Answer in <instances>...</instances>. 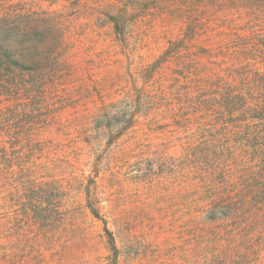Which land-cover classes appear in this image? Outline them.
Returning a JSON list of instances; mask_svg holds the SVG:
<instances>
[{"label":"rangeland","instance_id":"obj_1","mask_svg":"<svg viewBox=\"0 0 264 264\" xmlns=\"http://www.w3.org/2000/svg\"><path fill=\"white\" fill-rule=\"evenodd\" d=\"M0 264H264V0H0Z\"/></svg>","mask_w":264,"mask_h":264},{"label":"trees","instance_id":"obj_2","mask_svg":"<svg viewBox=\"0 0 264 264\" xmlns=\"http://www.w3.org/2000/svg\"><path fill=\"white\" fill-rule=\"evenodd\" d=\"M5 57H7V62H8L9 64H11V65H13V64H14V65H19L18 67H21V68L24 67V69H26V68H27L26 66H28V65H29V67L31 66L30 64H25V63H24V64H20L19 61H15V60H14V58H13L12 55L5 54ZM39 61H41L40 58L36 61L37 65H41V62H39ZM42 65H43V63H42ZM27 69H28V68H27ZM95 215H96V217H100L98 213H96ZM107 231H108V230H107ZM108 233H109V235H110V237H111V240H112V242H113V249L116 250V246H115V243H114V238H113V236H112V234H111L110 231H108Z\"/></svg>","mask_w":264,"mask_h":264}]
</instances>
